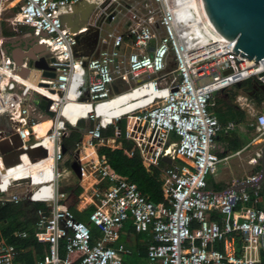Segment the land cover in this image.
I'll return each instance as SVG.
<instances>
[{"label":"built area","instance_id":"obj_1","mask_svg":"<svg viewBox=\"0 0 264 264\" xmlns=\"http://www.w3.org/2000/svg\"><path fill=\"white\" fill-rule=\"evenodd\" d=\"M84 1L92 4L87 19L70 31L60 16L79 0H17L6 20L16 33L0 35V115L14 124L19 140L13 146L6 143L9 134L0 136L4 153L13 155L4 162L0 153V206L45 205L35 208L33 239L46 251L34 264H134L121 259L127 248L116 243L127 220L133 232L149 235L139 264H252L264 249V210L255 207L258 186L206 190V175L222 159L212 148L215 136L238 124L218 121L209 107L214 93L251 79L259 91L251 140L264 137V90L258 88L264 85V58L253 61L234 53L207 24L196 0ZM104 23L113 26L103 30ZM32 38L43 45L52 77L22 76L3 49L6 42ZM132 92L118 104H132L126 112L107 122L94 112ZM70 102L87 106L73 123L71 109L61 115ZM121 119L123 130L117 126ZM83 121L91 124L84 126L73 151L79 178L93 180L86 222L60 202L64 194L57 188L66 127ZM109 124L113 137L103 139L101 129ZM120 135L129 142L123 149L127 157L136 154L146 169L163 163L162 201H150L98 153L100 146L119 147L114 137ZM39 147L45 156L30 160L27 154ZM90 226L97 237L92 238ZM13 235L24 238L26 232ZM15 256L14 246L2 240L0 264H15Z\"/></svg>","mask_w":264,"mask_h":264},{"label":"crops","instance_id":"obj_2","mask_svg":"<svg viewBox=\"0 0 264 264\" xmlns=\"http://www.w3.org/2000/svg\"><path fill=\"white\" fill-rule=\"evenodd\" d=\"M7 22V21H6ZM112 24L104 23L101 27L103 30L110 29ZM5 32V34H4ZM11 32L14 35L16 32L13 29L12 31H8L4 28L2 21L0 20V35H7L6 33ZM3 37L0 36V40ZM21 41V40H18ZM24 41V40H23ZM250 83V91L252 90V94H248V101L243 94L235 93L234 96L236 101L232 99V103L240 110L243 111L244 116L241 118H235L238 121V124L235 128L228 132H219L215 136V141H220V146L216 145L214 152L222 158L219 163L222 165L215 171L208 173L206 175V190L210 193H220L221 191L227 189L228 187L235 185L236 183L243 181L247 177L258 173L259 171V161L257 160V154L260 145L264 141V137L259 138L257 140L252 141V134L254 133L253 129V117L254 110H256L259 105L257 104L256 98L258 97L259 91L257 89H253ZM231 89V88H229ZM227 90V89H226ZM247 90V91H249ZM219 91V92H224ZM244 92V90L242 91ZM131 96L130 94L124 95L120 102L125 100L127 97ZM233 96V98H234ZM132 104H127L120 106L118 108L119 114L126 112ZM251 116L248 120L247 116ZM78 115L71 114L68 117V121L73 123L75 117ZM225 120H230L229 118ZM248 125L252 126V129L248 130L246 127ZM13 126L14 124L8 121L4 116H0V136L2 134L8 135L9 140L6 142L10 145H17L13 139H11L13 134ZM238 129V132L236 130ZM245 132L247 135L245 138H240L239 134ZM251 133V134H250ZM81 135V134H80ZM80 138V136L78 137ZM72 140L69 137H65L62 141L61 147L63 148V156L59 165L61 168V176L58 180V191L64 194L63 198L60 199V202L65 204L68 208L74 209L77 213L82 216V221H87V213L91 210L93 206V197H92V179H80L75 175L71 168V163L75 160V151L74 147L76 142L78 141ZM251 150V153H249ZM98 151V150H97ZM246 152H248L246 154ZM256 159V161H255ZM213 172L215 175L212 176ZM101 186L100 184H98ZM258 186V185H257ZM249 188V187H248ZM247 188V189H248ZM264 210V209H263ZM73 212V211H72ZM74 213V212H73ZM18 216V220H24L28 215L26 213H21ZM81 220V219H80ZM127 227L128 232L126 233V239L122 238L123 229ZM90 231L92 233V238L97 237L99 233L95 229V227L90 226ZM149 241V235L146 231L133 232L131 230L130 221L127 220L123 223L119 236L116 240V243H121L127 248V253L120 254L122 259L123 255H132L134 260H123L124 262H132L134 264L143 263L145 261V251H142L140 245H147Z\"/></svg>","mask_w":264,"mask_h":264},{"label":"water","instance_id":"obj_3","mask_svg":"<svg viewBox=\"0 0 264 264\" xmlns=\"http://www.w3.org/2000/svg\"><path fill=\"white\" fill-rule=\"evenodd\" d=\"M201 10V13L210 26V28L219 36L237 55L258 61L264 58V0H196ZM92 8L91 3L84 0L71 7V12L62 14L60 16L61 23L68 27L70 31L76 30L83 25ZM15 10L14 8L12 9ZM78 13V19L72 21L75 14ZM75 41L78 42V35L75 36ZM43 45L36 43V39L32 41L31 46L12 48L9 53L17 71L22 75L35 74L52 77L53 73L49 71L50 67L47 65V58L42 52ZM74 50V49H73ZM74 54L75 51H74ZM239 86V83L235 84ZM256 89L254 85L251 86ZM258 88L264 90V85H258ZM113 90L116 91L115 86ZM252 94V90L248 92ZM47 104L44 107L46 111ZM46 113L43 119H47ZM11 139L16 144H19L17 136L12 135ZM80 138H78V141ZM4 148L0 146V153H2V160L8 162L13 159L11 153L5 154ZM63 151V148L61 147ZM46 150L44 147H39L27 154L30 160H37L44 157ZM259 171L256 179L252 181H240L235 185L228 187L221 191L223 193L229 190H237L240 188H252L264 181V141L258 150ZM162 161L168 162L166 157L161 158ZM71 168L75 175L79 177L77 163L74 160L71 163Z\"/></svg>","mask_w":264,"mask_h":264},{"label":"trees","instance_id":"obj_4","mask_svg":"<svg viewBox=\"0 0 264 264\" xmlns=\"http://www.w3.org/2000/svg\"><path fill=\"white\" fill-rule=\"evenodd\" d=\"M26 27H20V30H24ZM12 35L11 32L6 33ZM3 37V36H2ZM15 42V41H14ZM251 79L242 81L239 86H233L234 88H242L244 91L250 89ZM232 87V88H233ZM231 88V89H232ZM227 89L224 92H216L212 98V106L209 110L216 116L218 121H225L229 118L237 120L235 118H241L244 116L242 110L238 109L231 101L233 99L235 91ZM250 91V90H249ZM258 101V99H257ZM88 122L87 125H90ZM117 126L120 130H123V119L117 122ZM84 128V124L80 122L76 127H66L68 131L67 137L76 141L80 136ZM248 130L252 129L251 125L246 127ZM113 125L109 124L101 129V137L103 139L112 138ZM116 143H119V147L110 148L107 146H100L98 153L104 155L108 165L119 175L124 176L127 180L133 182L140 193L146 196L150 201L157 203L162 201L160 171L163 166L162 162H159L157 166L144 168L136 154L131 157H127L123 153V149L129 147V142L125 140L121 135L114 137ZM249 190V189H247ZM258 200L255 205L256 208L264 209V181H262L258 187ZM45 205L36 204L33 202H19L16 205H4L0 206V245L1 241L12 244L16 250V256L14 258L15 264H34L35 260L42 257L46 251V246L33 239V222L36 218L35 208ZM70 208V207H69ZM71 209V208H70ZM74 216L78 219H82V216L74 209ZM26 213L27 218L24 220H18L17 215ZM18 217V216H17ZM23 230L26 232L24 238H17L13 235L14 231ZM92 235V233H91ZM238 245V241H236ZM142 251H145L146 245H140ZM59 254H63V242L59 240ZM240 252V251H239ZM252 264H264V249L257 251L256 260Z\"/></svg>","mask_w":264,"mask_h":264},{"label":"rangeland","instance_id":"obj_5","mask_svg":"<svg viewBox=\"0 0 264 264\" xmlns=\"http://www.w3.org/2000/svg\"><path fill=\"white\" fill-rule=\"evenodd\" d=\"M17 4V0H0V20L2 21V23H3V25H4V28H6L8 31H12L13 30V28L12 27H10L9 25H8V23L6 22V20L13 14V6L14 5H16ZM112 26L113 25H111V27L110 28H112ZM4 34H5V32H4ZM8 36V35H7ZM34 40V38H32V39H28V40H25V41H23V40H21V41H13V42H6V43H4L3 44V49L6 51V52H9L12 48H14V47H16V46H19V47H28V46H31V44H32V41ZM13 66V64H11V67ZM17 72V71H16ZM232 91H235L236 93H238V94H243L244 96H245V98H246V101H248V97H247V95L249 94L248 92L249 91H244V92H242L243 91V89L242 88H232L231 89ZM233 101H235L236 102V104L238 103L237 101H236V98H235V96H234V98H233ZM1 116V115H0ZM247 118H248V120L251 118V116H247ZM83 124H84V126H87V124H88V121H83ZM236 132H238V129L236 130ZM251 134V133H250ZM254 134V133H253ZM252 134V135H253ZM246 133L245 132H243L242 134H239V136H240V138H243V139H246L247 140V138H248V136H247V138H245L246 137ZM216 145H219L220 146V141H215L214 143H213V148L215 149V146ZM248 152H246V154H247ZM249 153H251V150H249ZM222 165V163H217L216 164V166H215V171L220 167ZM213 175H215V172H213V174H212V176ZM16 218H18L17 216H16ZM128 232V230H127V227L125 228V229H123V232H122V238L121 239H126L127 237V235H126V233ZM122 259L123 260H134V257L132 256V255H123L122 256Z\"/></svg>","mask_w":264,"mask_h":264},{"label":"bare ground","instance_id":"obj_6","mask_svg":"<svg viewBox=\"0 0 264 264\" xmlns=\"http://www.w3.org/2000/svg\"><path fill=\"white\" fill-rule=\"evenodd\" d=\"M134 94L135 92H132L130 95L133 96ZM124 95H127V94L120 95L119 97L116 96L110 101L106 102L105 104H101L95 107L94 112L96 113L97 116H100V120L102 122H107L109 118L120 115L118 112V108L120 106H118V104L120 103ZM127 104H130V103H127ZM85 108H87V106ZM85 108L84 107L81 108L79 106H76L75 103L70 102V103H67L66 106L63 108L61 115H66L65 112L67 111V109H71L73 111V114L82 115L83 112L86 110Z\"/></svg>","mask_w":264,"mask_h":264},{"label":"flooded vegetation","instance_id":"obj_7","mask_svg":"<svg viewBox=\"0 0 264 264\" xmlns=\"http://www.w3.org/2000/svg\"><path fill=\"white\" fill-rule=\"evenodd\" d=\"M252 86V85H251Z\"/></svg>","mask_w":264,"mask_h":264}]
</instances>
